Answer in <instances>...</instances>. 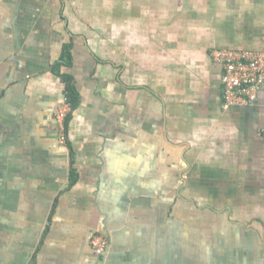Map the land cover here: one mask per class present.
<instances>
[{"label": "crops", "instance_id": "obj_1", "mask_svg": "<svg viewBox=\"0 0 264 264\" xmlns=\"http://www.w3.org/2000/svg\"><path fill=\"white\" fill-rule=\"evenodd\" d=\"M213 50H264V0H0V264H264V85L222 111Z\"/></svg>", "mask_w": 264, "mask_h": 264}, {"label": "built area", "instance_id": "obj_2", "mask_svg": "<svg viewBox=\"0 0 264 264\" xmlns=\"http://www.w3.org/2000/svg\"><path fill=\"white\" fill-rule=\"evenodd\" d=\"M210 58L222 69L220 80L222 111L228 112L236 107L254 105L264 85V50L259 52L213 50ZM69 113L70 107L65 101L54 113L58 143L62 147L68 144L66 118ZM90 245L94 255L101 257L107 250L108 241L102 235H95Z\"/></svg>", "mask_w": 264, "mask_h": 264}, {"label": "rangeland", "instance_id": "obj_3", "mask_svg": "<svg viewBox=\"0 0 264 264\" xmlns=\"http://www.w3.org/2000/svg\"><path fill=\"white\" fill-rule=\"evenodd\" d=\"M232 204H234L235 207H241L239 208L241 209V214L239 213V217H242L244 221L250 222V228L258 230V233L264 243V226L262 227L255 221L256 218H259L264 223V198L261 201H257L255 199L242 197L241 200H233Z\"/></svg>", "mask_w": 264, "mask_h": 264}, {"label": "trees", "instance_id": "obj_4", "mask_svg": "<svg viewBox=\"0 0 264 264\" xmlns=\"http://www.w3.org/2000/svg\"><path fill=\"white\" fill-rule=\"evenodd\" d=\"M69 64H70L69 51H68V47H66L63 51L62 56H61V62H59L55 65L56 74L59 75V69L62 66H66ZM59 77L62 79V82L64 84V101L70 107V113L68 114V116L66 118V127H67L68 120L70 119L72 112L77 107L79 97H78L77 91H76L70 77H67L64 75H60Z\"/></svg>", "mask_w": 264, "mask_h": 264}]
</instances>
